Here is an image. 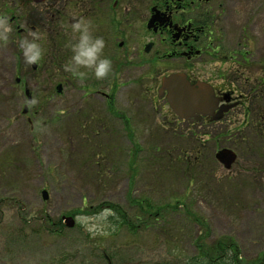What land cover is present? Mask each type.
<instances>
[{"label": "rangeland", "instance_id": "374dc122", "mask_svg": "<svg viewBox=\"0 0 264 264\" xmlns=\"http://www.w3.org/2000/svg\"><path fill=\"white\" fill-rule=\"evenodd\" d=\"M222 3L215 14L220 49L227 52L241 46L246 26L249 43L244 45L245 39L242 48H253L262 59L264 0ZM74 17L80 15L68 12L66 23L71 24ZM38 20L43 24L38 31L45 32L43 61L27 65L12 41L0 44V264H107L105 255L115 264H185L196 251L194 239L205 233L199 227L202 232L196 233L192 224L178 228L171 221V208L163 210L167 215L161 217L168 216L170 222L157 224L152 217H143L148 226L135 232L122 227L116 214L108 217L109 226L96 236L76 220L71 228L52 231L63 216L92 215L107 207L96 210L106 202L121 205L132 217L139 211L132 200L141 196L161 204H173L177 197L188 199L192 205L188 207L208 226V237L233 238L244 260L261 257L264 151L256 163H249L244 152L230 170L217 160L213 164L210 157L204 167L207 172L195 171L188 182L189 175L173 169L172 163L179 166L177 160L165 157L178 159L179 154L189 152L194 141H190V128L199 135L198 144L204 137L206 147L216 146L214 157L223 147L237 151L236 138H219L215 146L212 142L226 124L195 128L186 122L171 124L175 121L171 109L162 101H153L161 76L150 80L145 65L114 64L120 72L126 70L116 80L96 79L88 70H84L88 71L84 78L73 77L54 64L53 50L48 51L55 31L47 26L50 18ZM67 32L71 37V31ZM253 62L250 70L256 73L260 65ZM202 64L198 67L203 70L229 68L220 61ZM238 70L250 74L248 67L239 65ZM26 90L35 104H29ZM109 94L114 108L130 119L128 131L108 108ZM244 108L245 104L236 110L227 129H235L243 121ZM181 131L185 137L176 133ZM207 132L210 134L205 135ZM174 143L184 148L178 155L173 154L177 150Z\"/></svg>", "mask_w": 264, "mask_h": 264}, {"label": "flooded vegetation", "instance_id": "af4514ba", "mask_svg": "<svg viewBox=\"0 0 264 264\" xmlns=\"http://www.w3.org/2000/svg\"><path fill=\"white\" fill-rule=\"evenodd\" d=\"M28 1L40 8L48 6V0L41 3ZM219 8H223L222 0H90L94 35L104 37V55L112 61V71L106 77L116 80L126 71L122 68L120 72L114 64L125 67L145 65V71L150 70L147 73L150 80H157L159 76L162 79L173 72L185 73L193 84L198 81L210 83L218 106L212 114L202 115L199 119L188 118L186 122L193 126L233 122L246 95L239 79L264 82V67L253 73L248 66L249 75L239 73V65H250L253 52L248 50L239 56L236 48L227 52L220 49L221 34L215 24ZM218 61L229 68L203 70L198 67L204 62ZM161 79L153 101H162L169 107L167 92L160 97ZM253 90L251 87V92ZM106 97L107 101L111 100L110 94Z\"/></svg>", "mask_w": 264, "mask_h": 264}, {"label": "trees", "instance_id": "16d2710c", "mask_svg": "<svg viewBox=\"0 0 264 264\" xmlns=\"http://www.w3.org/2000/svg\"><path fill=\"white\" fill-rule=\"evenodd\" d=\"M14 1L15 0H0V14H6L10 16L11 19H13V22L10 21L13 26V32L10 34L9 41H12V43L17 46L15 41L21 37H25V33H27L29 29L38 30L42 27L43 24L39 22L38 17H49L50 20L49 22L47 21V26H49L50 28H54L55 31L52 34L53 37L51 38L50 46H47L48 51L49 48L50 52H52L53 50L52 59L54 64L58 67L63 68V65L71 56V51L68 47V44L73 39V37H70L67 32V30H70V28L67 27L70 24L66 23L68 12L78 14L90 20V0H48L47 8H40L38 5H33L28 0H16L18 2ZM22 1L24 3H20ZM25 3L26 7H24ZM27 14H29L30 16L28 17ZM40 33H42V35L45 34V32L42 31H40ZM17 49L18 52L21 53L18 47ZM43 60L44 58H42L41 61ZM241 80L242 79H239L241 88L245 90L246 94L245 108L243 112L244 119L238 124V126H236L235 129L232 130L227 129L230 124H220L223 125L224 130L220 132V134H216V139H212V142L214 143L222 137H230L233 140L234 138H236V140L238 141V157L241 158L244 152H247V155L250 157L249 163H256V161L259 160L258 158L261 157V152L264 151V82L262 80H256L257 82L254 81L253 83H251L250 81L242 82ZM84 86L87 87L86 84ZM251 87L254 89L252 91L253 95L250 94L252 93ZM111 101L109 104L110 111L123 119L125 129H130L129 118L125 116L123 112L115 109ZM173 118H175V121L171 122V124H180L176 116H174ZM189 125L193 126L192 124ZM193 127L195 128V126ZM189 131L190 134L189 132L188 134L190 137V141H195L190 142L191 148L189 152L186 150L187 154H179V151L183 150L184 148L179 144L174 143V147L177 150L176 152H173V154H179V156H177L178 159H175V156L174 158L173 156L172 158L165 157L169 161L172 160V162L177 160L176 162L179 164V166H177L175 163H172L171 165L173 169L176 168L177 172H182L184 175H189L190 177L187 176L188 182L193 177L192 175H194L195 171L207 172V169H204L207 164V160L210 161L211 159V161H213V164H216L214 163L216 162V159L214 157L213 150L216 148L215 144L217 143H214L215 147H206L203 137L201 140H199L198 144L196 139L199 137V135L195 134V132L192 131L191 128ZM176 133L179 134L181 138L186 136V133H184L183 131H181L180 133ZM206 134L209 135L210 132L205 133V135ZM157 150H159L160 152H164L165 154L168 152V150L166 149L164 151V149L161 150L157 148ZM171 154L172 153H169L168 155ZM193 156H195V158H192ZM203 157L206 162L202 161ZM132 201L135 206H139V211L136 212L132 217L129 216L130 214L121 205L116 203L113 204L112 202H106V204L99 205L96 210L98 211L100 208L106 205L108 208L113 209L116 216L120 218L119 222L121 223L122 227H125L128 231L135 232L139 229L138 227H141L143 225L148 226L147 221H143V217H146L148 220L149 217H152L157 222V224H160L161 220L170 222V220L167 219L169 218L168 216H164L166 217V219H161V217L163 215H167L165 213L163 214V210L171 208V211H174V217L171 221H175L178 228L180 226L185 228L186 226L192 224V226L197 229L196 233L200 234V232H202V230H198V227L200 229H203L205 233L203 236H199L194 239L193 245L195 246L196 251L188 258L185 264H264V252L261 254V257L259 256L249 260H244L241 256V250L233 238L229 236H222L216 239H211L210 237H208L210 234L208 226H206L205 221H202V219L196 212H193L192 208L188 207L189 205H191L188 199L177 197L175 203L173 204L171 202L161 204L155 202L148 196H141L139 198L133 199ZM72 214L74 215L75 213L73 212ZM133 218H136L139 221L135 222ZM48 222H51V220L49 219ZM57 227V229L52 230L48 228V230L50 232H55V230H63L65 225L62 219L61 221H59V223H57Z\"/></svg>", "mask_w": 264, "mask_h": 264}, {"label": "clouds", "instance_id": "9594fccd", "mask_svg": "<svg viewBox=\"0 0 264 264\" xmlns=\"http://www.w3.org/2000/svg\"><path fill=\"white\" fill-rule=\"evenodd\" d=\"M10 20V16L0 14V44L9 42L10 34L13 32ZM67 27L70 28L73 39L68 44L71 56L63 65L64 71L78 78L86 77L88 71L96 79H103L108 76L112 71V61L104 55L106 41L103 36L94 35L92 21L83 16L74 17L71 24ZM41 41L42 34L38 30L32 29H29L27 36L15 41L20 49L23 61L27 65L38 64L42 60L45 49ZM31 102L35 104L37 101L33 99ZM114 215L113 209L105 207L92 215L78 214L75 220L90 235L96 236L103 234L104 230L109 226L108 217Z\"/></svg>", "mask_w": 264, "mask_h": 264}, {"label": "water", "instance_id": "95a60500", "mask_svg": "<svg viewBox=\"0 0 264 264\" xmlns=\"http://www.w3.org/2000/svg\"><path fill=\"white\" fill-rule=\"evenodd\" d=\"M33 1L40 3L45 0ZM61 88V84L57 86L59 91ZM165 92H167L166 99L173 112L182 119L190 117L200 118L201 115L212 114L217 108L213 87L202 81L193 84L188 80L186 74L181 72L171 73L162 78V84L159 89L160 96H163ZM26 94L28 102L31 104L32 97L28 90H26ZM25 112H27V108H25ZM216 158L227 169H230L237 159V154L230 148H223L216 153ZM42 194L44 199H46L48 195L47 191L43 190ZM63 219L68 227L75 225L73 216H63ZM108 264H111L110 260Z\"/></svg>", "mask_w": 264, "mask_h": 264}]
</instances>
